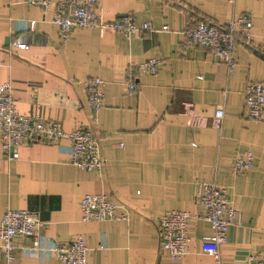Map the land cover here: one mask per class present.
Segmentation results:
<instances>
[{
    "label": "crops",
    "instance_id": "1",
    "mask_svg": "<svg viewBox=\"0 0 264 264\" xmlns=\"http://www.w3.org/2000/svg\"><path fill=\"white\" fill-rule=\"evenodd\" d=\"M96 11L104 22L131 14L135 24L149 22L156 31L125 36L76 28L63 40L51 23L53 7L0 0V84L10 83L17 111L58 121L68 132L91 129L105 159L100 170L78 168L65 138L22 144L10 159L0 131V219L8 209L36 213L44 246L81 236L90 250L87 264H217L200 247L211 233L208 223L190 222L188 252L176 260L160 250L154 223L169 209L197 212L196 183L215 181L239 212V224L219 247L220 264H244L264 243V121L246 116L243 95L248 81L264 83V56L237 46L228 72L208 49L187 44L182 31L195 19L222 25L245 14L260 42L264 0H97ZM152 57L161 60L158 71L139 74L129 91L126 67ZM90 77L104 82L95 114L83 87ZM247 150L252 168L232 175L233 158ZM88 193L108 194L127 208V218L83 222L80 203ZM14 242L13 258L0 252V264H60L47 250L30 253L31 238Z\"/></svg>",
    "mask_w": 264,
    "mask_h": 264
},
{
    "label": "built area",
    "instance_id": "2",
    "mask_svg": "<svg viewBox=\"0 0 264 264\" xmlns=\"http://www.w3.org/2000/svg\"><path fill=\"white\" fill-rule=\"evenodd\" d=\"M19 3L37 5L44 10L53 7L51 23L58 30L59 36L67 40L76 28L106 29L110 28L125 36L142 35L156 31L149 22L137 25L131 14L121 15L117 19L104 22L98 15L97 0H13ZM35 21H28L23 29H31ZM167 31V25L160 27ZM187 44L208 49L228 72L232 71L237 46L249 47L264 56V38L256 42L252 33V23L245 14L231 16L222 25L213 24L204 19H195L182 31ZM17 46H24L16 41ZM161 60L155 57L142 62L130 63L125 70L124 80L129 91L137 87L139 74H155ZM102 79L90 77L84 80L87 106L95 114L103 104ZM246 116L256 121H264V83L248 81L244 91ZM224 116L223 108L217 107L214 118L220 121ZM0 131L1 146L9 152L10 159H16V149L25 143L47 141L58 143L65 138L69 141L67 148L70 162L80 169L97 171L102 169L105 159L100 144L91 129L79 128L65 131L55 120L44 121L33 114H22L16 109L15 99L9 82L0 84ZM253 166V154L247 150L236 155L231 163V174L241 176ZM197 212L183 209H169L160 213L154 220L159 248L173 259H179L188 252V226L192 220H201L210 226L211 233L201 241V251L212 256L220 264L219 247L225 242L228 229L239 224V212L226 193L225 187L215 181H198L195 188ZM83 222L125 220L128 215L126 207L121 208L111 201L106 193H88L80 203ZM122 210L118 212V208ZM43 222L38 215L27 209H8L0 219V252L4 259L10 261L17 245L16 238H31L32 245L28 251L40 255L47 250L53 253L60 264H87L89 248L81 236L70 241L42 243ZM244 264H264V243L262 249L250 252Z\"/></svg>",
    "mask_w": 264,
    "mask_h": 264
},
{
    "label": "water",
    "instance_id": "3",
    "mask_svg": "<svg viewBox=\"0 0 264 264\" xmlns=\"http://www.w3.org/2000/svg\"><path fill=\"white\" fill-rule=\"evenodd\" d=\"M121 16V15H120Z\"/></svg>",
    "mask_w": 264,
    "mask_h": 264
}]
</instances>
